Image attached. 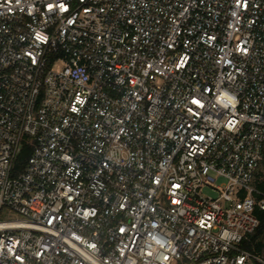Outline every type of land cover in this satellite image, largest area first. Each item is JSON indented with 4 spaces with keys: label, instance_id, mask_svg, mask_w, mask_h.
Instances as JSON below:
<instances>
[{
    "label": "built area",
    "instance_id": "1",
    "mask_svg": "<svg viewBox=\"0 0 264 264\" xmlns=\"http://www.w3.org/2000/svg\"><path fill=\"white\" fill-rule=\"evenodd\" d=\"M263 152L264 0H0V264H264Z\"/></svg>",
    "mask_w": 264,
    "mask_h": 264
},
{
    "label": "trees",
    "instance_id": "2",
    "mask_svg": "<svg viewBox=\"0 0 264 264\" xmlns=\"http://www.w3.org/2000/svg\"><path fill=\"white\" fill-rule=\"evenodd\" d=\"M29 153V147H23L17 158L18 168L23 166ZM253 185L257 191V193H255V199L259 200L264 195V152L261 165L255 174ZM254 214L258 218V225L254 232L249 236V239L242 242V247L250 252L264 255V210L259 209L256 205L254 208Z\"/></svg>",
    "mask_w": 264,
    "mask_h": 264
},
{
    "label": "rangeland",
    "instance_id": "3",
    "mask_svg": "<svg viewBox=\"0 0 264 264\" xmlns=\"http://www.w3.org/2000/svg\"><path fill=\"white\" fill-rule=\"evenodd\" d=\"M202 192L204 194H207V195H214V192H211L208 188H204L202 190ZM3 217L4 218H13V217H15V215L9 213V214H4Z\"/></svg>",
    "mask_w": 264,
    "mask_h": 264
}]
</instances>
